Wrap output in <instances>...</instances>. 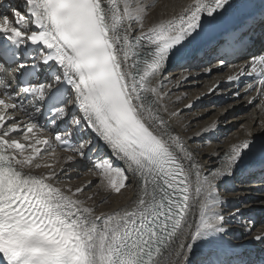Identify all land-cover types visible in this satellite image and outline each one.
I'll use <instances>...</instances> for the list:
<instances>
[{
	"label": "snow or ice",
	"instance_id": "6c2138e0",
	"mask_svg": "<svg viewBox=\"0 0 264 264\" xmlns=\"http://www.w3.org/2000/svg\"><path fill=\"white\" fill-rule=\"evenodd\" d=\"M151 7V0H23V10L0 13V61L16 63L22 54L32 61L15 70L19 92L0 78V264H264V256L245 259L225 239L240 209L225 214L218 190L245 160L264 161V141L249 133L202 164L192 137L162 115L171 86L187 79L164 76L168 62L194 58L201 34L220 27L226 12L255 21L256 9L252 0H191L146 27ZM238 43L215 49L221 65ZM258 64L264 56L253 58L249 75L259 76L264 93ZM81 125L110 150L90 171L116 194L131 185L126 205L94 215L76 198L92 181L67 191L53 183L91 144L71 142ZM57 148L70 153L59 171L39 162ZM41 167L50 171L38 174ZM252 239L264 242V233Z\"/></svg>",
	"mask_w": 264,
	"mask_h": 264
},
{
	"label": "bare ground",
	"instance_id": "6f19581e",
	"mask_svg": "<svg viewBox=\"0 0 264 264\" xmlns=\"http://www.w3.org/2000/svg\"><path fill=\"white\" fill-rule=\"evenodd\" d=\"M151 3L152 7L148 10L145 19L146 27L149 26L151 22L161 18H169L178 13L183 6L191 3V0H151ZM15 6H19V8L23 10V0H17ZM230 12L231 11L226 12L225 15ZM231 21V19L222 18V25H225V28H231L236 25L239 20ZM217 32L219 31H207L201 34L195 45V55L206 45L203 43L204 38L209 36L210 39H215L217 37ZM179 61L181 60L171 59L168 62L167 69L177 65ZM216 61L217 60H214L208 67L220 64V62ZM181 67L182 68L179 69L182 70L171 73V76L168 74L164 75L166 77L170 76L173 82L179 80L182 74L187 76V79L179 85L173 84L171 86L170 94L164 100V105L167 107L168 112L162 110V115L177 133L186 139L192 137V139L187 142L190 148L197 150L196 159L198 161L202 164L207 162L209 160L208 153L220 152L227 149L230 144L243 140L249 133L257 140L264 141V93H258L255 87L250 89L249 85L252 84H248L245 81H241L237 85L234 82L228 88H220L223 85L214 88L215 84L224 79L231 70L230 68L219 67L207 72L204 67L202 70L185 69L183 68L184 66ZM210 89H213L211 93L209 92ZM204 92L208 94L202 96ZM177 96H181L182 98L177 101ZM219 101H222V106L216 105ZM189 103H192L190 109L186 107ZM231 107H233V110L230 112ZM177 110H180L177 116L171 117L169 115L170 112H175ZM235 113H237L238 116L236 115L231 118V115ZM17 115L19 114L17 113ZM227 118L231 119L227 120ZM245 119L247 120L246 123L238 130L226 137L223 136L224 138H220L224 125L229 123L237 125ZM76 131H81L86 137L85 140H90L91 144L85 148L84 158H78L74 164H71L61 173L59 177L61 181L56 180L53 181V183L61 187L62 190L67 191L69 188L75 189L76 187H80L88 181H92V183L98 181V185L101 189L98 190V188L95 187L94 190L97 192L94 195H91L92 192L94 193L92 189H85L76 197L82 200L85 206L93 208L94 215L109 212L126 205L132 197L131 185L126 189H122L120 194H116L110 190H106L101 185L100 178L95 175L93 171H90L94 162L101 158H108L110 150L102 141L95 137V134L91 133L90 130L84 129L83 125ZM200 133H203V135H200ZM214 139H217V142H213ZM88 149L90 150L88 151ZM69 154L70 153L56 149L53 157H45L39 162L42 164H54L55 170L59 171L61 165L64 163V158ZM211 159L215 160V157ZM112 163L116 167H123L122 163L114 157L112 158ZM263 164L264 161H260L259 159H247L235 170L233 175L223 178L218 183L219 193L226 201L223 205L225 214L237 208L240 209L239 215L228 223L227 227L230 228V231L225 239L236 246V250L243 258L249 259V257H247L248 254L254 256L250 260H257L258 257L264 256V242L252 239L253 236L263 231L264 226L261 227V219L262 217L264 218V205L262 204L264 201V193L260 194L259 192V194H256L251 192L250 189L256 186L260 187L261 184L253 185L247 183L246 180L252 178V172ZM81 165L85 166L86 172H81L79 170V166ZM209 167H211V165H209ZM35 171L41 174L50 171V169L41 167ZM77 174L83 175L81 178L70 182L69 179ZM234 186L237 190L231 192L230 189ZM104 197L108 198L107 201H105V206L99 207L98 204L104 200ZM253 199H255V202H251ZM249 206H253V210L251 212H244L243 209ZM257 208L262 209L257 210ZM258 221L261 226L255 227ZM249 228H251V231H248ZM197 258L198 254H194L193 259L195 260Z\"/></svg>",
	"mask_w": 264,
	"mask_h": 264
},
{
	"label": "rangeland",
	"instance_id": "374dc122",
	"mask_svg": "<svg viewBox=\"0 0 264 264\" xmlns=\"http://www.w3.org/2000/svg\"><path fill=\"white\" fill-rule=\"evenodd\" d=\"M166 70H167V68H166ZM165 70V72H164V75H171V74H169L170 73V71L168 72V71H166ZM223 105V104H222ZM221 104H220V106H222ZM233 110V107H231L230 108V112ZM238 116V114L237 113H235V114H232L231 115V118H233L234 116ZM231 118H229V119H231ZM248 118L250 119V117L248 116ZM228 118H227V120H229ZM246 119L245 120H243V121H241V122H239L237 125H234V124H231V123H229V124H227V125H224L223 127H222V134L220 135V138H224V137H226L227 135H229V134H231V133H233L234 131H236V130H238L241 126H243V124L244 123H246ZM233 127V128H232ZM227 133V134H226ZM224 136V137H223ZM219 138V139H220ZM213 142H217V139H214V141ZM88 155V154H87ZM79 170L81 171V172H86V168H85V166H79ZM82 175L83 174H77V175H75V176H73V177H71L70 179H69V181L71 182V181H73V180H77V179H79V178H81L82 177ZM57 181H61V179H58ZM247 183H249L250 182V180H247L246 181ZM95 187H97L98 188V190H100L101 188H100V186L98 185V181H95V182H93V183H91V185L89 186V187H87L86 189L87 190H93L94 191V193L92 192V194L91 195H94L97 191L96 190H94V188ZM234 189V190H233ZM237 190V188L234 186V187H232L231 189H230V191L231 192H235ZM229 191V192H230ZM261 193H264V191L263 192H260V194ZM259 194V193H258ZM252 197H255V196H252ZM104 200H103V202H100L98 205H99V207H102V206H105V201H107V199L108 198H106V197H104L103 198ZM247 202H249V201H247ZM251 202H255V199H253ZM101 205V206H100ZM260 223H259V221L258 222H256V225H255V227L256 226H261V225H259Z\"/></svg>",
	"mask_w": 264,
	"mask_h": 264
}]
</instances>
